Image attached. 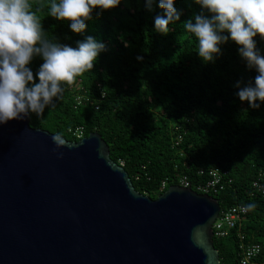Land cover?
Returning a JSON list of instances; mask_svg holds the SVG:
<instances>
[{"label":"trees","instance_id":"1","mask_svg":"<svg viewBox=\"0 0 264 264\" xmlns=\"http://www.w3.org/2000/svg\"><path fill=\"white\" fill-rule=\"evenodd\" d=\"M29 2L50 40L75 46L92 35L106 45L93 68L65 86L55 107L29 117L31 126L68 140H78L74 132L80 127L83 136L100 133L136 190L153 199L184 175L199 192L196 186L208 179L209 169L227 170L232 183L215 197L222 209L254 204L241 230L246 241L261 244L259 259L264 260V193L252 192L253 181L264 185V101L250 108L235 94L237 81L243 86L257 74L246 66L237 44L229 40L213 61L202 60L195 37L183 29V21L199 9L194 0H175L181 16L167 34L154 29V17L163 14L155 0L151 10L146 0H121L99 15L94 9L84 33L50 16V0ZM254 39L264 55V39L259 34ZM41 62L33 59L34 72ZM176 125L183 129L178 145ZM235 232L214 238L220 264H241Z\"/></svg>","mask_w":264,"mask_h":264},{"label":"water","instance_id":"2","mask_svg":"<svg viewBox=\"0 0 264 264\" xmlns=\"http://www.w3.org/2000/svg\"><path fill=\"white\" fill-rule=\"evenodd\" d=\"M54 133L0 124V264H220L215 196L174 184L153 199L100 133L59 134L62 155Z\"/></svg>","mask_w":264,"mask_h":264},{"label":"clouds","instance_id":"3","mask_svg":"<svg viewBox=\"0 0 264 264\" xmlns=\"http://www.w3.org/2000/svg\"><path fill=\"white\" fill-rule=\"evenodd\" d=\"M121 0H50L48 14L67 20L71 30L84 33L92 12L108 9ZM154 0H146L151 10ZM163 14L154 17V29L162 34L180 19L175 0H155ZM198 11L183 21V29L196 39V52L203 61H213L221 52V45L229 40L238 46V53L246 66L256 71L252 80L243 86L236 82L235 93L250 108H258L264 101V55L254 37L264 39V0H194ZM29 0H0V124L12 119L22 120L35 115L41 117L45 109L55 107L63 98L65 86H71L77 76L92 69L99 53L106 45L92 35L77 40L75 46L50 40ZM42 62L35 72L31 62ZM142 59V57H137ZM57 150L64 144L59 134L51 137ZM254 204L241 207V211Z\"/></svg>","mask_w":264,"mask_h":264},{"label":"built area","instance_id":"4","mask_svg":"<svg viewBox=\"0 0 264 264\" xmlns=\"http://www.w3.org/2000/svg\"><path fill=\"white\" fill-rule=\"evenodd\" d=\"M102 94V98L104 97ZM81 95H78L77 99L80 100ZM180 125L174 127L173 142L174 145H178L183 138V131ZM74 134L78 139L83 137V128L80 127L75 130ZM123 165V162H121ZM200 173H203L201 170ZM208 179L196 186L200 193H206L215 196L218 192L223 190L227 185L232 183V178L229 177L227 170H221L219 168H211L207 172ZM180 185L184 187H191V181L188 176L184 175L180 178ZM166 182L162 184L164 188ZM192 188V187H191ZM253 193H264L263 183L257 179L252 183ZM245 204H235L226 209L220 210L218 216L213 222V236L214 238H223L229 236L234 230L238 240V255L241 264H264V260L259 259V255L262 250V246L256 242H248L245 239V235L241 230L243 222L246 220L247 211H241V207Z\"/></svg>","mask_w":264,"mask_h":264}]
</instances>
